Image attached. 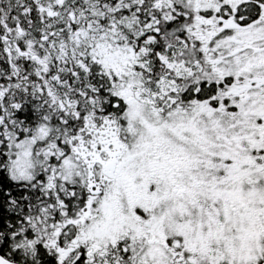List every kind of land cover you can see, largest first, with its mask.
<instances>
[{
	"label": "snow or ice",
	"instance_id": "obj_1",
	"mask_svg": "<svg viewBox=\"0 0 264 264\" xmlns=\"http://www.w3.org/2000/svg\"><path fill=\"white\" fill-rule=\"evenodd\" d=\"M0 264H264V0H0Z\"/></svg>",
	"mask_w": 264,
	"mask_h": 264
}]
</instances>
